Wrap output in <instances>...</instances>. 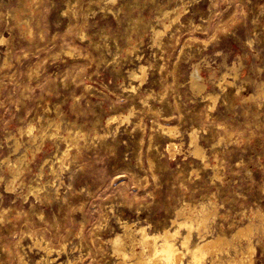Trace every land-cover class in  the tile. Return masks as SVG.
<instances>
[{"label":"rangeland","instance_id":"374dc122","mask_svg":"<svg viewBox=\"0 0 264 264\" xmlns=\"http://www.w3.org/2000/svg\"><path fill=\"white\" fill-rule=\"evenodd\" d=\"M180 209L264 264V0H0V264H134Z\"/></svg>","mask_w":264,"mask_h":264},{"label":"bare ground","instance_id":"6f19581e","mask_svg":"<svg viewBox=\"0 0 264 264\" xmlns=\"http://www.w3.org/2000/svg\"><path fill=\"white\" fill-rule=\"evenodd\" d=\"M155 34L158 37V36H160L161 31H155ZM145 76H146V74H145V70H144L142 72V75L139 77H142V79L141 78L140 79L144 80ZM200 78H201V76L199 74L198 69L196 68L194 70V72L192 74V78H191L192 87L196 91H201V89H203L202 88V82H201ZM221 86H222V84H221ZM220 89H222V88H220ZM161 129H162V126H161ZM172 129L171 128H163V130H167L168 132L170 131L171 134H174V133H172ZM32 130H33V125H30V127L27 129L26 133L30 134L33 137L35 135H33ZM21 133H22V131H21ZM67 135H68V133H67ZM67 135L65 137L68 140H70V138L73 137L72 135H69L67 137ZM72 140L74 142V140H77V139H72ZM72 140L70 142H72ZM65 141H66V139H65ZM173 141L168 146L170 149H173L177 146L176 143ZM63 144H65V143H63ZM70 144H73V143H70ZM14 145H15L14 149L17 151L19 146H20L18 141H15ZM77 145H78V143H77ZM194 153L198 156H202V152L198 146L195 147ZM21 160H22V157H17L15 159L13 165H15L17 167V165L20 163ZM203 165H205V164H203ZM211 165H213V164H211ZM207 167H209V166H207ZM11 172H12V170H11ZM6 189H8V188H6ZM8 193H9V190H8ZM177 214L182 216L184 218V220L183 221H179L178 219L173 220V224L176 225V227H177L175 232H172L170 230H166L163 232V234L151 236L145 231L144 228H141L139 230L140 235H141V238H139L140 239L139 242L144 246V248H147L146 253H145V251H141V252L135 251L134 246L136 245L137 238L132 233L133 226L131 224H124L122 227L124 229V235H118L115 239H113L115 251L120 256H122L123 259L127 260L128 252L126 251V244L129 243L131 245V253L130 254L134 259V264H238V262H240L241 264H255L254 263V254H255L256 249H255V246H254L253 241L251 239V236H252V233L254 230V224L253 223H249L245 226L238 228L234 232V234L232 235L231 239H228L225 235H221V234H218L216 236H212L210 238L205 237V236H201L202 239L198 243L191 245V236H192V232L194 230V226H195L194 224L195 223H193V220H191L189 216H186L184 209H180L177 212ZM208 217H209V214H206L204 216V218L198 222V228L205 227V224H206L205 221L207 220ZM182 226H186L187 233L185 236L182 237L180 246H178L175 238H176L177 234L179 233L180 227H182ZM236 239L237 240H245L246 244H247L243 248L237 249V252H239L240 258L236 259L235 257H237V256L224 258L223 253L225 251H227V249L229 247L234 245V240H236ZM45 249H46L45 251H47L46 254H48V256L51 255L54 251L51 247H45ZM235 250H236V248H235ZM185 256L188 257L187 261H185ZM50 259H52V258H50ZM47 264H50V263L48 262ZM56 264H61V263L58 262Z\"/></svg>","mask_w":264,"mask_h":264}]
</instances>
